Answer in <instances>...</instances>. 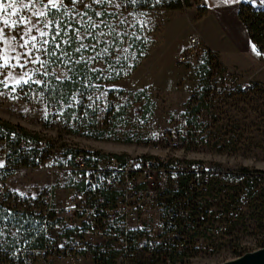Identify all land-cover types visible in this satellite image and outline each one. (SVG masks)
I'll return each mask as SVG.
<instances>
[{
	"label": "rangeland",
	"instance_id": "1",
	"mask_svg": "<svg viewBox=\"0 0 264 264\" xmlns=\"http://www.w3.org/2000/svg\"><path fill=\"white\" fill-rule=\"evenodd\" d=\"M251 2L253 6L264 8V0ZM44 3L47 0L43 3L37 0L29 9H23L19 3L16 7L20 14L36 21L32 16L34 11H49L44 9ZM90 5L91 9L84 5L76 8V12L81 14L87 12V16L79 15L77 27L81 29L80 34L93 32V36L82 41L89 46L85 50L71 54L72 46L79 47L81 41L75 38L74 42L61 43L71 39L69 32L65 35L61 31L57 38L60 48L47 46L56 55L39 53L48 61L44 68L39 64H28L25 69L0 70L4 73L0 80L7 79L9 85L8 88L0 85V91L4 93L0 95V120L33 136L45 137L50 151H58L53 166L72 163L78 151L101 162H105L112 153L141 156L147 160L162 154L173 163L168 167L170 173H175L178 163L191 165L204 161L213 176L224 179L219 184L221 188L216 185L211 194L200 200L194 213L197 215L196 223L191 219L185 220L183 233L179 229L145 233L158 246L152 251H134L127 264H221L263 247L264 82L252 77L247 79L238 71L226 69L203 50L202 42L198 45L196 61L181 60L182 55L189 54L190 48L189 42V47L180 50L183 48V36L193 29V25L177 16L176 11H129L123 8L120 0ZM106 10H112L116 15L104 13ZM93 11L103 15L97 17ZM89 17L99 24L94 31L88 24ZM18 18L7 16L9 22ZM47 19H50L49 15L41 17L37 26L43 28ZM45 30L54 32L55 25ZM5 33L9 39L12 35L17 39L10 44L0 43V55H7L15 63L12 57L27 49L19 47L22 43L20 33L7 28ZM33 34L43 39L38 32ZM105 47L108 53L103 59L89 60ZM74 59L75 64L72 63ZM37 68L40 71L33 75ZM24 71L32 75L33 81L41 83L15 86L14 80L7 77L11 72L18 78ZM57 79H69L71 84L62 85L64 98L55 101ZM13 86L16 87L15 92L12 91ZM198 105V112H191L189 122L187 109ZM150 133L159 139L160 149L152 145ZM172 135L178 137L179 146L170 149L166 139ZM31 157L32 154L19 155L14 156V160L22 158L29 162ZM49 188L50 174L45 169H22L9 177V199L2 203L5 207L26 204L31 212L38 213L43 203L39 194ZM53 191L64 198L89 193L81 186L54 187ZM21 193L25 195L21 197ZM151 209L163 218L158 199ZM38 222L39 218L31 221L29 226L36 229ZM81 223L79 216L77 224ZM21 228L14 224L1 227L0 246L11 243L14 249L7 255V248L3 253L0 251V264H17L12 261L15 249L24 246L29 239V229ZM49 234L58 238L64 236L61 222ZM104 240L99 238L100 242ZM175 252L182 254L176 256ZM93 261V255L87 253L83 260L74 264H94ZM36 264L63 263L37 260Z\"/></svg>",
	"mask_w": 264,
	"mask_h": 264
},
{
	"label": "built area",
	"instance_id": "2",
	"mask_svg": "<svg viewBox=\"0 0 264 264\" xmlns=\"http://www.w3.org/2000/svg\"><path fill=\"white\" fill-rule=\"evenodd\" d=\"M189 42V54L182 55L181 60L194 62L198 59L201 35L197 32L191 34ZM208 52L220 63L217 54ZM18 133L19 129H14L13 124L0 120V162L4 164L0 168V204L9 199L8 179L14 172L38 167L50 174V188L39 194L43 203L42 210L38 212L41 217L35 235L24 246L15 249L14 260L21 259L23 264H36L37 260L74 264L83 260L87 253L93 255L94 264H106L104 258L111 256H114L113 263L127 264L134 251H152L158 246L145 233L176 231L178 217L185 220L188 215V210L173 205L175 199L166 203L163 191L171 185L177 189L180 174L189 175L191 184L198 182L206 191L215 176L204 161L191 165L178 163L175 173H170L168 167L173 163L162 154L147 160L141 156L112 153L105 162H101L78 151L72 163L53 166L58 151H50L45 137L18 139ZM150 137L154 148L160 149L159 139L152 133ZM166 145L170 149L178 147V137L168 136ZM30 154L29 162L22 158L14 160V156ZM70 186H81L89 193L64 198L53 191L54 187ZM157 199L163 218L151 209ZM79 216L82 223L78 225ZM60 222L65 235L60 238L51 236L49 232L58 228ZM99 238L105 240L100 242Z\"/></svg>",
	"mask_w": 264,
	"mask_h": 264
},
{
	"label": "trees",
	"instance_id": "3",
	"mask_svg": "<svg viewBox=\"0 0 264 264\" xmlns=\"http://www.w3.org/2000/svg\"><path fill=\"white\" fill-rule=\"evenodd\" d=\"M86 1V0H85ZM123 4V8H125L126 10L129 11H147V10H182L185 7H190L194 2L198 3L199 0H159V2H157V0H140L139 3H132L131 0H120ZM253 1V0H252ZM88 4H92V0H87L86 1ZM85 2V3H86ZM65 5L68 9L67 14L65 15V9H51L48 11V15L50 17L51 20L53 21H59L61 22V27L63 28L65 25H67L69 23V21L71 20L72 22V27L73 28H77L78 24L77 21H79V17L80 16H76L75 20H72V17L75 16L76 13V8L77 6L81 5V4H77L75 5V7L73 8V6L70 3V0H65ZM88 9H91L90 7ZM201 12H203L204 9L200 8ZM114 11H104V13H107L108 15H116V13H113ZM96 12L93 11V14L95 15ZM239 15L241 20L243 21V23L246 25L249 34H250V38L252 40V42L255 44V46L257 47L258 50H260L262 53H264V8H257L256 6L252 5L251 1H244L240 4V10H239ZM71 34V39L70 42H74L75 40V34L72 31H68ZM75 48L76 46H72L71 48V54L74 55L75 52ZM207 53L209 54V52L207 51ZM75 59L73 60V64H75ZM136 65V64H135ZM205 66V65H204ZM75 70V69H74ZM64 84H71L69 79H57L56 80V96H55V101L57 100H61L62 98H64V95L61 93V89H62V85ZM69 93H71V89L68 90ZM69 93H67V95H69ZM199 110V105L197 107H192L189 109H187V116L189 118V122H191V118H190V114L191 112H198ZM7 123V122H6ZM9 125V124H8ZM11 125V124H10ZM17 128L19 129V127L14 126V129ZM21 129V128H20ZM20 133H18V139L21 138H26V139H30L33 138V140H37L38 137L33 136L31 134H29L27 131H25L24 129H21ZM246 170V169H245ZM180 185L177 189H174V187L171 185L169 188H167L165 191H163L162 195L166 201V203H169L171 200L175 199V203H173V205L178 206L184 210H188V215L185 218V220H192V223H196V218L195 216H197L196 214L194 215V213L197 211L199 205H200V200H202L206 195L211 194V192L213 191V189L215 188L216 185H218L219 188H221V186H219V184L224 180L221 177L216 178L217 176L213 177L208 190L204 191L201 189V186L198 182H194V183H190L191 182V177L189 175H184V174H180ZM181 201H185V203H181ZM25 204V203H24ZM25 206H27L25 204ZM24 205H20L18 206H14L13 208L9 207H5L4 203L0 204V233L2 231L1 227L3 225H17L22 226L23 230H27L29 229V233L27 235V238H29L28 240H30L31 238L34 237L35 235V228L32 229L31 226H29V223L37 218H40V213H35L34 211H26L28 206L25 207ZM7 217V218H6ZM6 218V222H3V219ZM184 219H182V217H178L176 223L178 224V229L179 232L183 233L184 231H182L183 227V223L185 222ZM190 220V221H191ZM180 226V228H179ZM9 228V227H8ZM7 229V228H6ZM4 229V230H6ZM32 229V230H31ZM9 231V229H7ZM172 230V231H171ZM174 229H170L169 231H165V232H173ZM0 238H1V234H0ZM36 245H39V243H35ZM34 244V245H35ZM35 245V246H36ZM2 247V248H1ZM5 248H7L9 251L6 252L5 254H12L13 249H14V245H12L11 243L5 245V246H0V251L3 253L5 251ZM176 256L181 255L182 253L179 252H175L174 253ZM98 256V255H97ZM96 256V257H97ZM112 258H114V256L111 257H107L104 258V261L106 264H115L112 261ZM10 260V258L8 259ZM15 263L17 264H23L21 259H18L17 261L13 260Z\"/></svg>",
	"mask_w": 264,
	"mask_h": 264
},
{
	"label": "snow or ice",
	"instance_id": "4",
	"mask_svg": "<svg viewBox=\"0 0 264 264\" xmlns=\"http://www.w3.org/2000/svg\"><path fill=\"white\" fill-rule=\"evenodd\" d=\"M41 3H43V0H40ZM105 2L112 3L113 0H92L93 4H104ZM132 3H139L140 0H131ZM159 2V0H157ZM238 2V0H222V3L225 4H231ZM20 4V6L23 9H29L33 8L35 4L37 3V0H28L26 3L25 0H10V2L5 3L4 0H0V24L3 25V27H0V43H11V41H15L17 39L16 35H12L10 39L7 37L5 33V29H11L14 32L20 33L19 39L22 41V43L19 45L22 49H27V51L17 54L14 57H12V60L15 61V63H12L7 55H0V70L5 68H12L15 69L17 67L21 69H25L28 64H39L41 68H44L45 65L48 63L45 59H42L41 55L39 53H43L46 56H54L56 55L55 51H49V48L47 46L51 45L53 49H59L60 43H57V38L61 35V31L64 32L65 35H67L68 31H72L75 34V37L78 41H81L79 44V47L75 49L76 52H81L82 50H85L88 45H85L82 43V41L89 36H93V32L85 31L83 35H81V29L80 28H73L71 20L67 25H65L63 28L61 27V22L59 21H53L51 19H47L44 22V27L40 28L37 26V22L40 20L41 17H46L48 15V12L44 10L34 11L32 13V16L36 17V21H33V19L27 15H22L18 12V9L16 7L17 4ZM71 5L74 7L77 4L84 5L85 8L91 7L90 4H86L85 0H70ZM119 6V5H117ZM44 9H65L64 14L66 15L68 12V9L65 5V0H47V3L43 4ZM11 10V11H9ZM18 16L19 18L17 20H14L12 22H9L7 19V16ZM84 15L87 16V12H84L83 14L76 12L75 16L72 17V20H75L76 16ZM97 17L102 16L103 13L97 11L95 13ZM123 22V21H122ZM77 23H80V21H77ZM100 23H103V21H100ZM88 24H90L93 31L99 27V24H97L95 21L92 20L91 17L88 18ZM55 25V31L54 32H48L45 29ZM38 32L39 37L43 39H38L37 35H34L33 32ZM111 34V33H109ZM100 35H103V33H100ZM51 36V39H48V37ZM61 43L68 44L70 43V40H64ZM97 43L99 41L97 40ZM92 47H95V45H92ZM252 52L257 56H262L264 53H262L260 50L257 49L255 45L251 46ZM124 51H127L124 49ZM108 53V48L105 47L102 49L101 52L97 53L96 57H89V60H96L97 57H100L103 59L104 55ZM63 55H68L67 53H63ZM143 55V53H141ZM134 58V57H133ZM81 59H83V56H81ZM127 59V57H125ZM117 63L119 62V58H117ZM111 67V65H110ZM93 71H97V69H92ZM40 69L37 68L32 73L33 75L35 72H39ZM103 71V70H100ZM47 73L45 72V75ZM0 75H4L3 72H0ZM7 77L14 80L15 86H22L23 84H30V83H41V81L32 80V75L29 74L28 71H24L22 75H20L18 78L13 76L11 72L7 73ZM0 85H3V87L8 88L9 85L7 83V79L0 80ZM12 87V91H16V87ZM0 95H4L2 91H0ZM104 95H107V93H104ZM4 164L3 162H0V168H3ZM21 197H23L25 194L21 193Z\"/></svg>",
	"mask_w": 264,
	"mask_h": 264
},
{
	"label": "crops",
	"instance_id": "5",
	"mask_svg": "<svg viewBox=\"0 0 264 264\" xmlns=\"http://www.w3.org/2000/svg\"><path fill=\"white\" fill-rule=\"evenodd\" d=\"M244 1L252 0L231 4L222 3V0H199L185 10H173L193 25V29L184 34L180 50L189 47V35L197 32L201 35L203 50L217 54L226 69L238 71L247 79L252 77L264 82V76H260L264 71V55L257 57L252 52L251 46L255 44L239 15L240 4Z\"/></svg>",
	"mask_w": 264,
	"mask_h": 264
},
{
	"label": "water",
	"instance_id": "6",
	"mask_svg": "<svg viewBox=\"0 0 264 264\" xmlns=\"http://www.w3.org/2000/svg\"><path fill=\"white\" fill-rule=\"evenodd\" d=\"M221 264H264V246L225 260Z\"/></svg>",
	"mask_w": 264,
	"mask_h": 264
}]
</instances>
